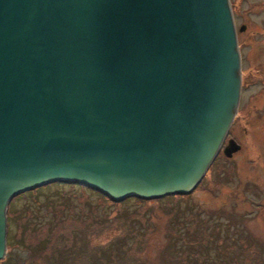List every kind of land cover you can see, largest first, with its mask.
Segmentation results:
<instances>
[{
    "label": "water",
    "instance_id": "water-1",
    "mask_svg": "<svg viewBox=\"0 0 264 264\" xmlns=\"http://www.w3.org/2000/svg\"><path fill=\"white\" fill-rule=\"evenodd\" d=\"M240 90L229 0H0V259L10 199L45 183L192 191L240 150Z\"/></svg>",
    "mask_w": 264,
    "mask_h": 264
},
{
    "label": "rangeland",
    "instance_id": "rangeland-1",
    "mask_svg": "<svg viewBox=\"0 0 264 264\" xmlns=\"http://www.w3.org/2000/svg\"><path fill=\"white\" fill-rule=\"evenodd\" d=\"M229 1L236 28L246 25L237 32L241 93L226 137L240 150L220 151L185 198L113 202L70 184L18 195L0 264H264V0ZM187 231H201L205 244Z\"/></svg>",
    "mask_w": 264,
    "mask_h": 264
},
{
    "label": "trees",
    "instance_id": "trees-1",
    "mask_svg": "<svg viewBox=\"0 0 264 264\" xmlns=\"http://www.w3.org/2000/svg\"><path fill=\"white\" fill-rule=\"evenodd\" d=\"M213 164V163H212ZM202 183V180L199 182V184H201ZM53 184H59V185H63V184H70L71 186H77V187H80L83 191H88V192H90V193H92V194H94V195H98V196H100V197H104V198H107V199H109V200H111V201H113V202H121V201H129V200H132V201H138V202H142V201H144V200H152V199H158V200H161L162 198L163 199H172V198H176L177 196L179 197H187V196H189L191 193H192V191H190L189 193H175V194H168V195H164V196H161V197H154V198H143V197H140V196H137V195H127V196H125V197H123V198H120V199H114V198H112V197H110L109 195H107L106 193H104L103 191H100V190H98V189H96V188H94V187H92V186H90V185H87V184H84V183H82V182H79V181H73V180H63V179H61V180H57V181H51V182H48V183H45V184H43V185H41V186H39L40 188L41 187H43V186H48V185H53ZM39 187H35V188H32V189H30V190H27V191H23V192H20V193H18V194H16L15 196H13L11 199H10V201H9V203H8V206H7V210H6V212L10 209L9 207H10V204H11V202H12V200L16 197V196H18V195H26L27 193H32V191L33 192H37L38 190H39ZM194 190V189H193ZM187 201V200H186ZM178 216H180V215H182V211H180V212H178V214H177ZM196 222H197V217H196ZM198 222H199V220H198ZM197 222V223H198ZM202 222V221H201ZM197 223H195V224H197ZM201 232V231H200ZM199 232V233H200ZM197 234V235H195L194 233L192 234L191 233V231H187V235H188V238L189 239H191V238H195V237H197L196 239H198V241L199 240H201L202 242H204V240H202V238H205V234H203V233H200V234ZM204 244H205V242H204ZM196 246L195 245H188V247L187 246H184L182 249H180L179 250V248H178V250L179 251H181V252H184V249H186V248H195ZM172 248V247H171ZM170 249V247H168V250ZM185 253V252H184ZM183 253V254H184ZM188 258L189 259H191V258H193V259H195L196 260V258L193 256V255H191V256H188Z\"/></svg>",
    "mask_w": 264,
    "mask_h": 264
},
{
    "label": "flooded vegetation",
    "instance_id": "flooded-vegetation-1",
    "mask_svg": "<svg viewBox=\"0 0 264 264\" xmlns=\"http://www.w3.org/2000/svg\"><path fill=\"white\" fill-rule=\"evenodd\" d=\"M233 16H234V15H233ZM240 27H243L244 29H243L242 31H240V29H239ZM245 30H246V25H245V24H242V25H240V26L238 27L237 32H243V31H245ZM258 34H261V33H258ZM251 35H255V34L252 33ZM262 35H264V33H262ZM240 46H241V45H240ZM240 46H239V47H240ZM257 47H258V46H257ZM259 47H260V48L262 47V49L264 50V46H261V45H260ZM259 47H258V48H259ZM240 48H241V47H240ZM240 48H239V49H240ZM258 48L256 49V51L258 50ZM263 50H262V52H263ZM239 51H240V50H239ZM240 53H241V52H240ZM256 54H257V52L254 51V54H253V55H256ZM241 55H242V53H241ZM240 58H241V56H240ZM258 61H259V60H258ZM241 72H242V71H241Z\"/></svg>",
    "mask_w": 264,
    "mask_h": 264
}]
</instances>
